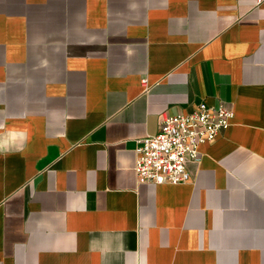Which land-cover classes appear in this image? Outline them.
Wrapping results in <instances>:
<instances>
[{
  "label": "crops",
  "instance_id": "obj_1",
  "mask_svg": "<svg viewBox=\"0 0 264 264\" xmlns=\"http://www.w3.org/2000/svg\"><path fill=\"white\" fill-rule=\"evenodd\" d=\"M146 78L145 92L141 79ZM222 102L190 181L138 184L160 115ZM0 264H264V0H0Z\"/></svg>",
  "mask_w": 264,
  "mask_h": 264
},
{
  "label": "built area",
  "instance_id": "obj_2",
  "mask_svg": "<svg viewBox=\"0 0 264 264\" xmlns=\"http://www.w3.org/2000/svg\"><path fill=\"white\" fill-rule=\"evenodd\" d=\"M262 1L256 0V5ZM141 85L146 92V78L141 79ZM232 118V110L222 102L211 106L202 102L187 114H161L156 134L135 142L137 183H188L190 173L187 165L199 162L200 146L213 143L221 132L229 128Z\"/></svg>",
  "mask_w": 264,
  "mask_h": 264
},
{
  "label": "clouds",
  "instance_id": "obj_3",
  "mask_svg": "<svg viewBox=\"0 0 264 264\" xmlns=\"http://www.w3.org/2000/svg\"><path fill=\"white\" fill-rule=\"evenodd\" d=\"M28 140L26 130L16 127L9 128L0 136V156L11 154L13 149L19 150ZM90 245L105 258V264H110V258L123 251V236L121 233L102 231L99 237H94Z\"/></svg>",
  "mask_w": 264,
  "mask_h": 264
}]
</instances>
